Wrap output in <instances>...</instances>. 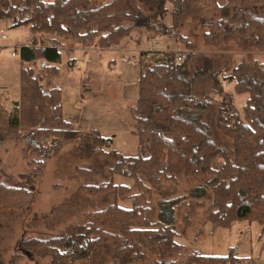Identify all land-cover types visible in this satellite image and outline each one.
Returning a JSON list of instances; mask_svg holds the SVG:
<instances>
[{"label": "trees", "instance_id": "16d2710c", "mask_svg": "<svg viewBox=\"0 0 264 264\" xmlns=\"http://www.w3.org/2000/svg\"><path fill=\"white\" fill-rule=\"evenodd\" d=\"M262 6L264 0H155L153 16L161 20L168 16L171 25L149 24L146 28L148 33L171 39L185 20L197 18L206 30L207 45H219L227 32H235L264 53V17L254 12ZM141 14L138 0H113L100 7H94L93 0H0V21L12 29L26 27L34 35L33 45L20 48L21 99L13 110L4 106L0 92V125L8 135L23 138L33 131L35 142L27 152L36 157L31 162L34 176L45 171L54 152L83 135L63 115V91L56 85L61 75L60 41L73 40L84 49L107 51L133 33L134 27L124 22L135 21ZM191 51L186 58H191ZM147 56L141 55L139 95L130 108L139 137L138 155L125 157L112 151L110 140L97 131L88 133L93 139L88 153H100L112 163L111 178L82 190L95 198L113 196L114 202L104 211L87 214L86 222L69 235L39 242L40 249L54 264L89 259L99 246L114 252L113 264H254L233 252L225 257L200 251L183 254L184 247L176 241L182 234L170 226L179 201L162 202L157 218L151 193L153 188L171 189L179 178L191 187L213 182L208 222L231 230L237 223L256 221L264 233L263 77L242 64L228 77L235 84V94L249 97L242 110L233 95L217 110L216 127L233 141V151L227 153L211 138L210 102L201 100L209 92L199 90L197 73L189 72V59L178 62L173 52L158 58L154 53L149 60ZM215 79L219 83V74ZM45 138L52 142L45 143ZM78 174L92 179L90 171L79 170ZM116 175L133 180V185L117 186ZM0 188V203L8 199V190L17 191L2 183ZM125 199L133 200L131 209L119 205ZM184 222L186 230L191 224L189 216ZM21 247L24 250V244Z\"/></svg>", "mask_w": 264, "mask_h": 264}, {"label": "rangeland", "instance_id": "374dc122", "mask_svg": "<svg viewBox=\"0 0 264 264\" xmlns=\"http://www.w3.org/2000/svg\"><path fill=\"white\" fill-rule=\"evenodd\" d=\"M111 1L93 0V6L100 7ZM138 1L142 14L135 21L124 22L125 26L134 27L135 31L118 45V51L112 48L107 51L81 49L71 52L64 47L74 41H60L62 60L59 68L65 75L70 61L74 60L76 73L73 77L66 75L56 80V85L64 91V113L74 128L87 132H81L82 137L73 139L54 152L42 174L34 176L31 162L36 157H30L27 152L35 142L31 134L33 131L23 134V138H17L9 136L6 128L1 126L3 124L0 125V183L17 189L8 190V199L0 203V264H54L52 257L43 253L38 243L69 235L86 222L87 214L104 211L114 202L113 196L95 198L82 190L83 186H100L111 178L112 163L100 153H88L93 143L88 133L112 127L137 137L129 107L138 95L143 61L141 53H138L137 41L130 42L140 38L138 31H146L149 24L169 28L171 25L168 16L164 20L153 16L155 0ZM221 2L225 3L226 0ZM254 12L264 17V6ZM205 33L197 18H188L183 26L174 31V38L153 33H148V37L169 53L184 52L189 56L192 50L191 58L185 60L189 59V72L197 73L199 90L209 92L201 100L210 102L211 119L206 121L209 120L211 138L227 153H231L233 141L216 127V113L232 95L236 107L242 110L249 96L235 94V84L228 77L242 64L248 71L264 79V53L258 52L253 43H246L235 32H227L219 45H207ZM33 42L34 35L28 28L12 29L0 21V81L20 83V48L29 47ZM13 52L17 53L16 57L12 56ZM90 73H93V78ZM217 74L219 83L215 79ZM9 89L6 93V88L0 87V92L3 93L4 106L13 110L14 103L21 99L20 85ZM109 136L103 134L105 138ZM44 142L49 144L52 138H45ZM219 165L217 161L215 166ZM79 170L90 171L92 179L86 180V176L78 174ZM214 186L213 182H205L191 187L183 178H179L178 185L167 191L153 188L151 202L157 210V218L162 202L178 200L170 226L177 234H182L176 241L184 247L183 254L200 251L206 256L225 257L233 252L238 258L264 264V233L258 222L237 223L231 230L213 227L208 222V216L213 211ZM137 193V190L133 191V194ZM145 195L150 197L148 193ZM187 216L191 224L183 230ZM28 242H32V247L26 246ZM113 255L112 250L99 246L89 259L70 264H113Z\"/></svg>", "mask_w": 264, "mask_h": 264}, {"label": "crops", "instance_id": "0c3cea01", "mask_svg": "<svg viewBox=\"0 0 264 264\" xmlns=\"http://www.w3.org/2000/svg\"><path fill=\"white\" fill-rule=\"evenodd\" d=\"M138 32L140 33L141 37L132 39L130 44L133 43L134 41H137L135 43L139 47L138 53L139 54L141 53V55L144 54V53L147 54L148 55L147 56V58H148L147 60L152 58V55L154 53L157 55V56H154L155 58L162 57L163 55L169 53L168 51H164L162 49V45H160L159 43L155 44L156 41H152L151 42V40L148 37L147 29H146V31L142 30V32H140V31H138ZM74 43L72 42L71 44L66 45V47H64V48L67 51H71V52L72 51H76V50L84 49V48H81L79 45H75ZM170 44L173 45L172 43H170ZM53 46L54 47H58L56 45V43H54ZM118 48H119L118 46H115L114 47V49H115L114 51H118ZM90 50L94 51V50H98V49H90ZM179 53H184V52H178L176 54H179ZM74 65H75V61L71 60L69 66L67 68V71H66L67 73L65 75H63V73L61 71V75H60L59 78L62 79L66 75L67 76H71V77L75 76L76 73H75V71L73 69ZM114 65H116V62H115ZM141 70H142V66H141L140 71ZM92 74L93 73H90V76L93 78L94 75H92ZM18 84L20 85L19 82L4 83L3 81H0V87L6 88V91H5L6 93L8 92V90H10L9 88H11L12 86H15V88H16L18 86ZM138 95H139V88H138ZM138 95H137L136 99H134L135 101H134L133 105L129 107V110H130V108H132L135 105V103L137 101V98H138ZM63 97H64V91H63ZM63 107H64V104H63ZM63 115H64V118H66V113H64V111H63ZM66 120L68 122H70L69 119L66 118ZM74 129L79 131V132H83V133L87 132V130L86 131H81V130L76 129V128H74ZM94 131H97L102 138H105V137H103L104 133L107 134L108 136L109 135L114 136L113 138L111 136H109V138H107V137L105 138L107 140H110V142H111L110 145H111L112 151H115V152H117V153H119V154H121V155H123L125 157H136L138 155V151H139V137L138 136L135 137L132 134H130L129 132L119 131L118 129H113L112 127H104V128H101V129H98V130H94ZM117 178H120V179H117ZM114 183L117 186H132L134 181L130 180V179H127L125 177L116 175L114 177ZM119 205L121 207L125 208V209H131L133 207V200H131V199L120 200L119 201Z\"/></svg>", "mask_w": 264, "mask_h": 264}, {"label": "built area", "instance_id": "2783aa9c", "mask_svg": "<svg viewBox=\"0 0 264 264\" xmlns=\"http://www.w3.org/2000/svg\"><path fill=\"white\" fill-rule=\"evenodd\" d=\"M3 38H5V36H3ZM12 56H13V57H16V56H17V53H16V52H13V53H12ZM185 58H186V54H185V53H179V54H177V61H178V62H182V61H184Z\"/></svg>", "mask_w": 264, "mask_h": 264}]
</instances>
